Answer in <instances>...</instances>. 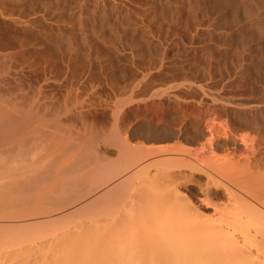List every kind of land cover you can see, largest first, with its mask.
Masks as SVG:
<instances>
[{"label":"bare ground","instance_id":"1","mask_svg":"<svg viewBox=\"0 0 264 264\" xmlns=\"http://www.w3.org/2000/svg\"><path fill=\"white\" fill-rule=\"evenodd\" d=\"M251 232L264 0H0V264H264Z\"/></svg>","mask_w":264,"mask_h":264},{"label":"rangeland","instance_id":"2","mask_svg":"<svg viewBox=\"0 0 264 264\" xmlns=\"http://www.w3.org/2000/svg\"><path fill=\"white\" fill-rule=\"evenodd\" d=\"M251 234H252L253 237L251 236ZM251 234H249V237H250V236L252 237L251 240H250L251 243L249 244V245H250V250H251L253 253H257L256 250H258V252H259V251H263V249H264V238H262V237L260 236V235H262V234H258V235H257V233L254 234V232H253V233L251 232ZM253 234H254L255 236H256V235H257V236L255 237ZM254 237H255V238H254ZM250 241H249V242H250ZM247 244H248V243H247ZM249 245H248V246H249ZM251 247H252V249H251ZM259 249H260V250H259Z\"/></svg>","mask_w":264,"mask_h":264}]
</instances>
